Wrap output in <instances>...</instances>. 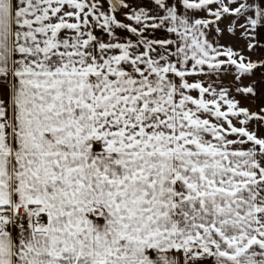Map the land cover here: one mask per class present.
Listing matches in <instances>:
<instances>
[{"label": "snow or ice", "instance_id": "6c2138e0", "mask_svg": "<svg viewBox=\"0 0 264 264\" xmlns=\"http://www.w3.org/2000/svg\"><path fill=\"white\" fill-rule=\"evenodd\" d=\"M0 264H264V0H0Z\"/></svg>", "mask_w": 264, "mask_h": 264}]
</instances>
